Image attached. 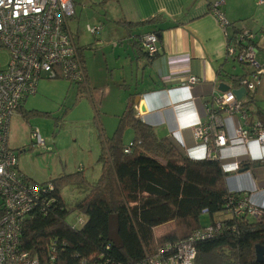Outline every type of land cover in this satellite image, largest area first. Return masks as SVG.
Segmentation results:
<instances>
[{
	"label": "trees",
	"instance_id": "1",
	"mask_svg": "<svg viewBox=\"0 0 264 264\" xmlns=\"http://www.w3.org/2000/svg\"><path fill=\"white\" fill-rule=\"evenodd\" d=\"M236 32L227 31V36ZM141 49L149 57L158 52L150 55ZM234 81L238 83V79ZM77 85L89 89L87 74L86 85ZM133 111H137L136 106ZM133 111L128 108L118 115L111 136H102L98 157L101 173L93 183L83 179L79 171L44 182L52 183L55 200L46 213L33 214L25 221L20 231L22 250L41 261L53 255V264H80L84 259L102 264L106 259L110 260L105 264H136L164 245L177 243L204 228L207 224L200 223L202 213L210 220L216 213L228 214V208L242 193L229 191L219 159L186 156L171 139L158 137L151 126L134 117ZM21 114L27 117L26 111ZM260 121L264 125V117ZM127 128L132 130V138L125 143ZM209 140L213 151V137ZM252 165L240 161L237 170ZM69 184L85 192L71 209L65 207L60 194ZM71 211H78L84 218L74 229L67 222ZM111 214L118 216L120 248L107 240ZM223 220L225 228L220 233L195 241L194 264H264L255 258V245H264V215L259 222L231 216ZM166 223H173V228L156 235L154 228Z\"/></svg>",
	"mask_w": 264,
	"mask_h": 264
},
{
	"label": "crops",
	"instance_id": "2",
	"mask_svg": "<svg viewBox=\"0 0 264 264\" xmlns=\"http://www.w3.org/2000/svg\"><path fill=\"white\" fill-rule=\"evenodd\" d=\"M214 1H110L119 6L116 23L127 31H133L130 34L127 32L118 52L115 47L110 49L109 57L114 60L118 75L115 77L109 73V80L129 91L123 111L128 108L133 111L136 106L134 117L151 126L158 137L171 139L186 156L219 159L229 191L245 193L252 202L264 206V144L254 136L245 145L237 140H229L225 146H214L215 149L208 156V145L193 136L195 125L205 119V109L217 110L213 95L223 92L218 88L219 83L237 89L241 87L240 77L251 70V67L241 65L226 55V37L210 9ZM222 1L219 10L229 22L228 33L243 29L253 32L259 48L256 60L264 64V2ZM145 33L158 36V52L153 57L147 56L140 47L139 38ZM80 52L83 57L82 49ZM85 69L88 85H97L92 71ZM187 75L195 76L198 83L187 87L184 83ZM235 79H238V83ZM137 97L138 103L135 104ZM240 101L243 105L247 103L244 105L246 122L240 113L230 116L218 113L221 120L218 129L223 130L228 138H233L237 125L250 129L255 122H261L264 115L259 111L264 112V84L259 85L252 94L245 92ZM19 108L16 112L20 111ZM10 130L9 122L8 132ZM209 136L214 137L213 128ZM235 161H249L253 165L246 170L226 171V167L233 166ZM17 167L22 173L19 161ZM202 218H205V222ZM228 218V214L221 212L214 214L211 220ZM211 220L205 213L200 216L202 225ZM170 228H173V223L159 225L154 228V233L160 235Z\"/></svg>",
	"mask_w": 264,
	"mask_h": 264
},
{
	"label": "built area",
	"instance_id": "3",
	"mask_svg": "<svg viewBox=\"0 0 264 264\" xmlns=\"http://www.w3.org/2000/svg\"><path fill=\"white\" fill-rule=\"evenodd\" d=\"M221 4L222 0H216L210 9L226 37V55L251 67L239 79V84L252 94L264 84V64L256 61L259 49L255 35L249 30H240L232 37L227 36L229 22L219 10ZM74 15L73 0H0V44L7 49L9 56L6 66L0 68V264H53V255L47 261H41L38 256L20 248V231L25 221L33 214L46 213L55 197L51 194L52 183L38 184L17 171L16 155L7 145V130L11 115L24 98L36 92L41 77H62L86 84L83 60L68 27V21ZM87 30L98 34L101 26H87ZM156 43L157 36L153 33L141 37V44L150 55L157 51ZM184 83L191 88L198 79L187 75ZM213 102L217 110L205 109V119L198 121L193 129L194 138L209 147V131L213 128L215 148L225 146L229 140L245 145L253 136L264 144V125L261 122H255L250 129L237 125L233 138L226 137L224 131L218 129L221 125L218 112L229 116L240 113L246 122V108L231 90L213 95ZM31 137L37 145L44 147V140L37 129L31 131ZM210 151L209 147L208 156ZM239 164L240 161H235L233 166L226 167V171H236ZM227 213L231 217L259 222L264 215V207L251 202L244 193L234 199ZM77 219L70 224L71 228L81 226L84 218L80 215ZM224 228V220L216 219L201 230L193 231L187 238L164 245L154 255L136 264H194L195 241L211 238ZM87 262L102 264L85 259L80 264Z\"/></svg>",
	"mask_w": 264,
	"mask_h": 264
},
{
	"label": "rangeland",
	"instance_id": "4",
	"mask_svg": "<svg viewBox=\"0 0 264 264\" xmlns=\"http://www.w3.org/2000/svg\"><path fill=\"white\" fill-rule=\"evenodd\" d=\"M73 1L75 15L69 19L68 27L82 48L84 67L92 71L97 85H88L87 91L65 78L44 76L39 79L36 92L24 98L20 111H15L9 121L8 146L18 158L22 173L38 184L77 171L93 183L101 173L98 157L102 136L113 133L129 94L109 80V73L118 75L114 60L109 57L110 49L115 47L118 52L127 32L133 31L116 23L118 4L112 0ZM88 25H100V33H90ZM8 58L7 49L0 44V68L6 66ZM21 111H26L27 117ZM31 129L38 130L44 147L31 138ZM131 138L132 130L127 128L123 140L128 143ZM60 194L65 207L71 209L85 192L69 184L63 186ZM79 216L78 211H71L67 222L74 224Z\"/></svg>",
	"mask_w": 264,
	"mask_h": 264
},
{
	"label": "water",
	"instance_id": "5",
	"mask_svg": "<svg viewBox=\"0 0 264 264\" xmlns=\"http://www.w3.org/2000/svg\"><path fill=\"white\" fill-rule=\"evenodd\" d=\"M218 88L223 92L231 89L228 84L223 82L219 83ZM231 92L234 94V96L237 99H240L245 94L246 90L244 87H239L237 89H231ZM136 103H138V97L135 98V104ZM107 240L118 248L122 246V240L119 235V222L117 215L111 214L108 217ZM255 258L257 262L264 263V245L261 244L255 245Z\"/></svg>",
	"mask_w": 264,
	"mask_h": 264
},
{
	"label": "bare ground",
	"instance_id": "6",
	"mask_svg": "<svg viewBox=\"0 0 264 264\" xmlns=\"http://www.w3.org/2000/svg\"><path fill=\"white\" fill-rule=\"evenodd\" d=\"M219 7H220V6H219ZM88 26H89V25H88ZM99 26H100V25H99ZM100 31H101V30H100ZM71 34H72V33H71ZM145 34H147V33H145ZM153 34H155V33H153ZM143 35H144V34H143ZM143 35H142V36H143ZM155 35H156V34H155ZM254 35H255V34H254ZM142 36H141V37H142ZM156 36H157V35H156ZM141 37L139 38V42H140L141 47L143 48V46H142V44H141ZM73 38H74V37H73ZM74 41H75V39H74ZM75 43H76V41H75ZM157 43H158V36H157ZM157 43H156V46H157ZM255 43H256V40H255ZM76 45H77V43H76ZM77 48H78L79 54H80L81 57H82V54H81V52H80V50H79L78 45H77ZM143 49H144V48H143ZM258 49H259V48H258ZM144 50H145V49H144ZM157 50H158V46H157ZM233 58L236 59L235 57H233ZM82 60H83V58H82ZM256 61H257V60H256ZM257 62H258V61H257ZM83 64H84V62H83ZM243 64H244V63H243ZM259 64H260V63H259ZM244 65H245V64H244ZM246 66H247V65H246ZM248 67H249V66H248ZM84 70H85V67H84ZM248 72H249V71H248ZM248 72H247V73H248ZM247 73H246V74H247ZM85 74H86V72H85ZM246 74H245V75H246ZM43 77H44V76H43ZM43 77H41V78H43ZM47 78H48V77H47ZM23 100H24V99H23ZM23 100H22V101H23ZM22 101H21V103H22ZM21 103H20V104H21ZM20 104H19V105H20ZM17 108H18V107H17ZM17 108H16V109H17ZM15 111H16V110H15ZM15 111H14V112H15ZM9 121H10V120H9ZM8 125H9V124H8ZM32 130H33V129H31V131H32ZM31 131H30V132H31ZM7 136H8V135H7ZM30 136H31V133H30ZM31 138H32V137H31ZM32 139H33V138H32ZM7 145H8V142H7ZM8 147H9V146H8ZM12 151H13V150H12ZM13 152H14V151H13ZM16 159H17V157H16ZM17 163H18V160H17ZM16 169H17V171H19L17 165H16ZM19 172H20V171H19ZM20 173H21V172H20ZM21 174H22V173H21Z\"/></svg>",
	"mask_w": 264,
	"mask_h": 264
}]
</instances>
